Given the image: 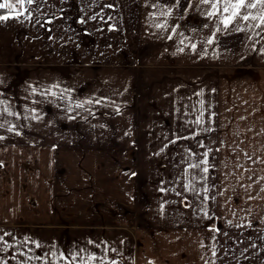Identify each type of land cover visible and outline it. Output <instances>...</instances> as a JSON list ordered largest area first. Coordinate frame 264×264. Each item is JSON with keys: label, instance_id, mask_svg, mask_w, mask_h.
Masks as SVG:
<instances>
[{"label": "crops", "instance_id": "0c3cea01", "mask_svg": "<svg viewBox=\"0 0 264 264\" xmlns=\"http://www.w3.org/2000/svg\"><path fill=\"white\" fill-rule=\"evenodd\" d=\"M67 4L70 6L71 0H37L28 6L31 19L20 17L0 21V62L10 60L5 56L27 54L37 56L29 59L34 65H57L53 63L58 61L59 55L63 56V50L55 45L56 42L54 47L47 50H43L45 47H35L37 50L34 53L31 48L16 51L5 49H10L14 39L26 37L30 29L38 30L41 38H62L63 28L52 23L56 22L57 9ZM201 6L205 8L199 13L200 59L198 93L194 100L197 111H192L191 96L185 94L188 91L184 88L181 95L170 94L169 86H165L166 94L163 95L152 89L157 94L151 97L149 107L143 104L138 109L135 105V113L138 111V115L142 114L141 117L136 116V126L103 134L104 139L102 143L98 142L100 146L97 148L103 146L105 150H118L120 155L117 179L113 178L112 172L107 174L108 207L104 206L105 209L97 212L94 206L86 202L92 192L88 185L92 181L89 180L92 178L90 175L80 176L77 170L74 175L69 174V178L64 173L63 166L78 167L76 162L60 160L58 167L61 169H58L59 160L50 159L46 164L45 159L31 160L28 153L24 159H10L8 170L0 178V194H5L1 204L7 207L0 208L3 221L10 226L28 224L27 229L34 232L58 233L55 234L56 238L38 242L39 247L37 244H26L21 248V253H25L21 256L24 264H85L87 259L83 257H90L91 254H83L84 250L77 248L84 246L85 233L89 238L91 234L98 235L102 242L111 247L110 255L102 258L94 252L93 256L97 257L94 264H264V192L261 191L264 180H260L264 177V29L248 26L255 25L257 21H241L233 27L243 28V31H221L217 33L214 43L209 45L207 40L217 26L222 25H218L215 17L207 16L210 10L208 5ZM76 22V17L69 21L70 34L72 29L80 33L74 29ZM51 73L55 74L53 71ZM185 82L183 80L182 83ZM151 85L153 87V83ZM50 86L54 87V83ZM56 90H35L33 94L42 97V102H55V96L60 98ZM124 107L127 108L126 105ZM148 108L149 111H146ZM192 118H200L202 123L192 127ZM61 129L49 128L33 133L48 135L43 142L42 138L40 142L37 138L32 139L31 144H0V149L23 152L96 149L90 146L96 144L93 141L94 133H83L87 137L81 142L79 138H72L77 144V147H73L68 146L67 137H64L65 141L62 137L70 133L66 128ZM63 142L65 147L61 146ZM208 149H211L210 172L206 181L208 200H204L203 194H198L205 186L202 181L205 175L203 165L198 170L195 192L184 188L190 177L177 183L173 181V174H170L169 181V175L160 178V172H155L153 176L154 190L145 194L140 192L136 181L140 172L138 167H187L202 160V154ZM142 151L149 154L148 158L139 154ZM248 156L252 159H248ZM253 160L257 162L254 164ZM84 162L90 168L94 167L90 158H85ZM92 170L94 173V168ZM114 187H117V191ZM175 190L181 191V205L185 199L190 200L189 208L183 206L189 214L182 219L173 215L178 199ZM31 194H37L42 203L36 207L30 206ZM137 194L147 200L146 205L142 206L143 210L137 209ZM63 196L67 201H62ZM100 214H106V218L98 222L96 219ZM142 216L144 222L141 223L139 217ZM144 227L149 228L150 235H132L131 230L140 228L143 231ZM63 230L72 232L67 235L63 234ZM133 236L135 242H142L146 238L144 246L137 249V255L133 252L136 248L131 242ZM64 248H71V251L68 253ZM78 249L79 253L72 256V251ZM62 255L64 259H61ZM28 257L33 259L29 260Z\"/></svg>", "mask_w": 264, "mask_h": 264}, {"label": "rangeland", "instance_id": "374dc122", "mask_svg": "<svg viewBox=\"0 0 264 264\" xmlns=\"http://www.w3.org/2000/svg\"><path fill=\"white\" fill-rule=\"evenodd\" d=\"M8 2L18 4L16 0ZM73 2L75 3L72 6ZM175 3L176 0H71L70 6L67 4L68 7L65 5L57 9L56 22L52 23L54 26L63 28L62 38L57 40L53 37L41 38L38 30L30 29L26 37L14 39L10 43V49H5V51L31 48L34 53L37 50L35 47H45L43 50H47L54 47L53 44L56 42L57 47L61 46L63 56L59 55L58 61L53 63L57 65L50 63L34 65L29 59H35L37 56H27V54L5 56L10 60L0 62V125H3L0 127V137H3L0 139V144L3 146L31 144L33 143L31 140L37 138L38 142L41 138L43 142L44 138L49 137L48 135L33 133L49 128H57V130L66 128L70 134L62 137L63 141H65L64 137L69 139L68 146L77 147L76 140L72 138H79L81 142L87 137L83 133L92 132L94 133L93 141H96V144L90 146H95L96 149L91 151L64 149L61 152L49 150L23 152L0 149V178L4 176L2 173L8 170L10 159H24L26 153L30 155L31 160H47L46 164L50 159L59 160L57 167L61 164L60 160L65 162V159H68L73 163L76 162L78 167L63 166L64 173L74 175L78 170L80 176L90 175L92 177L89 179L92 181L88 184L89 190H92L89 200L86 201L88 205L94 206L97 212L105 209L104 206L108 207L109 194H106V191L109 185L105 184L108 182L107 174L112 172L113 178L117 176V162L120 155L118 150H105L103 146L97 148L100 146L97 145L98 142L102 143L104 139L103 134L117 133L120 128L126 126H136V116L140 112L135 113V105L138 109H141L143 104L149 107V101L154 94H166L165 86H169L170 94L173 95H181L182 88L188 91L185 94L191 96L192 111H197V102L195 103L194 100L198 93V62L200 59L199 13L205 7L201 6L203 4L200 0H180L179 7H175ZM169 7H172L171 15H162ZM4 11L7 12V10ZM75 17L77 22L74 29L79 30L80 33L72 29L70 34L69 21ZM164 23L167 25L166 28L156 27L157 24ZM34 26L36 27L37 24ZM173 28L176 29L175 33L171 31ZM169 36H172V39H168ZM181 40H184V44L180 43ZM193 43L197 45L195 50L190 47ZM181 48L184 50L180 51ZM183 80L186 81L185 84L182 83ZM52 83L54 87L50 86ZM52 88L55 90L57 88L56 94H60V98L55 96L57 99L55 102H42V97L33 94L38 91H50ZM152 89H155L157 93H153ZM90 99L93 101L99 99L102 103L85 104L84 108L75 107V104ZM125 105L127 108L124 107ZM117 109H119L118 112ZM9 112L13 114L9 115ZM138 116L141 117L142 114ZM196 120V118L191 119L192 127L197 126ZM142 121H144L143 118ZM10 127L14 129L11 132L8 131ZM60 136L58 138H61ZM28 139L30 142H27ZM42 142L41 144L45 146ZM64 143L62 147L66 146ZM81 145L85 146V144ZM34 146L40 145L35 144ZM139 154L147 158L149 155L146 151L139 152ZM85 158L91 159L90 163L94 165V173L93 168L84 162ZM147 164L149 165V161ZM186 168L154 167V165L153 167H138L140 172H138L136 181H138L140 192L145 194L154 190L152 184L155 172L156 174L160 172V178L168 174L169 181L170 174H173L175 182L190 177L197 189L198 170L190 169L189 174H186ZM50 169L52 170L51 166ZM58 169L61 168L58 167ZM68 177L70 178V175ZM113 189L117 191V187ZM175 192L176 194L179 192L180 195H176L178 199L175 201L176 208L174 207L173 215L182 219L189 214L183 206L189 208L190 200L185 199L184 204L181 205V191L175 190ZM137 195V209L143 210L142 206L146 205L147 200H144L140 194ZM3 197L5 194H0V208L7 209L1 204ZM37 197V194H31L30 206L36 207L42 203ZM65 199L63 196L62 201H67ZM97 216L96 221L98 222L102 221L101 218H106V214ZM139 219V222H144L143 216ZM11 225H7L3 221V216L0 215V236H4L5 232L9 233L10 235L4 236V240L14 246L5 250L4 244L0 243V264H5V262L24 264V259L22 260V255H20L21 248L26 244L36 245L41 240L56 238L55 234H58L49 235L30 231L26 226L28 224ZM63 231V234L67 233V235L72 232ZM131 233L132 235L138 233L139 236L143 233L145 237L151 234L147 227H144L143 231L136 228V230H131ZM85 235L83 237L84 246L77 247L84 250L83 254L89 252L90 256H93L94 252H97L99 258L110 255L111 247L102 242V238L96 234H91L90 238ZM145 241L146 238L142 242L141 240L135 242L133 236L131 242L136 247H133L134 255L138 254V250L144 246ZM64 250L69 253L71 248H64ZM79 251L80 249L73 250L72 256L77 255ZM83 258L87 259L84 261L85 264H94L93 261L88 260L86 255Z\"/></svg>", "mask_w": 264, "mask_h": 264}, {"label": "snow or ice", "instance_id": "6c2138e0", "mask_svg": "<svg viewBox=\"0 0 264 264\" xmlns=\"http://www.w3.org/2000/svg\"><path fill=\"white\" fill-rule=\"evenodd\" d=\"M37 0H17V3L19 7H17V4L9 3L8 0H4V2H0V10H7V13L4 15H0V21H7L9 19H19L20 17H24V19H31V12L29 11L28 6L32 5L33 3H36ZM200 3L203 5H208L210 10L207 11V16L209 18L215 17L218 21V25H222V27L217 26L216 31L212 33L211 38L207 40V44L211 45L214 43L217 33H220L221 31H227V30H240L243 31V28H234V25H239L241 21L247 23L249 21H257L255 25H248L249 27H255L258 29H264V0H200ZM180 0H176L175 7H179ZM258 10V11H257ZM172 7H169L167 12L162 13V15H171ZM255 13V14H254ZM95 18V17H93ZM83 22V21H82ZM157 28H166V23L164 24H157ZM173 33L176 32V29H171ZM259 35V33H257ZM168 39H172V36H169ZM181 44H184V40L180 41ZM190 47L195 50L197 45L191 44ZM180 51H183L184 49H179ZM52 95H55V92L51 93ZM100 104L102 103L101 100L97 99L95 101L93 100H87L82 103L75 104L76 108H84L85 104ZM7 111V109H5ZM119 109H117V112ZM13 113L9 112V115H12ZM202 115V114H201ZM195 123L200 124L202 123V120L198 118ZM3 125H0L2 127ZM14 129L10 127L8 131H13ZM19 134V133H17ZM0 139H3V137H0ZM172 143H176V141H172ZM201 147H204L203 144H201ZM218 150V149H217ZM211 153V149L206 150L202 155L203 159L200 160L198 163H190L188 164L187 168L185 169V173L189 174L190 169H197L201 170L205 174L202 177V181L204 182L205 186L202 188L201 193L203 194L204 200H208L209 196L207 193L209 192V188L206 186L207 181V174L210 172L209 168V156ZM194 155V154H193ZM247 156L248 154L245 153ZM248 159H252L251 156H248ZM257 161L253 160V163L255 164ZM243 167V166H241ZM248 169H245L247 171ZM135 175V174H133ZM260 180H264V177H261ZM257 183L259 181H256ZM251 187V185H249ZM184 188L190 192H195V185L192 180H189L187 184L184 185ZM261 191L264 192V188H261ZM177 195H180L179 192H177ZM211 199H215V197H211ZM207 216V211L204 213ZM231 223V221H229ZM250 227V225H249ZM214 231H217V229H213ZM10 235L9 233L5 232L4 236ZM4 236H0V243H3L5 246V250L10 247H14L13 245H9L7 241L4 240ZM27 242V241H26ZM37 247L39 245L37 244ZM20 255H25V253H20ZM215 250L213 251V256H215ZM14 258V257H13ZM29 260L33 259L32 257H28ZM35 259L39 260L40 257H35ZM61 259H64V256H61ZM96 256H90L88 257V260L94 261L96 260ZM7 264V262H5Z\"/></svg>", "mask_w": 264, "mask_h": 264}, {"label": "trees", "instance_id": "16d2710c", "mask_svg": "<svg viewBox=\"0 0 264 264\" xmlns=\"http://www.w3.org/2000/svg\"><path fill=\"white\" fill-rule=\"evenodd\" d=\"M7 12L6 11H4V10H0V15H4V14H6Z\"/></svg>", "mask_w": 264, "mask_h": 264}]
</instances>
